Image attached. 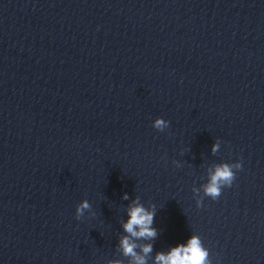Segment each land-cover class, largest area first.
Segmentation results:
<instances>
[{
	"label": "clouds",
	"instance_id": "1",
	"mask_svg": "<svg viewBox=\"0 0 264 264\" xmlns=\"http://www.w3.org/2000/svg\"><path fill=\"white\" fill-rule=\"evenodd\" d=\"M167 125V121L157 118L153 126L158 130H163ZM217 148L218 145L214 144L213 151ZM233 167L242 169L241 163L234 166L228 164L217 166L210 175L209 183L204 187L205 194L216 199L221 195L223 185L231 186L235 179ZM124 198L127 199L126 194ZM89 207V203L86 200L83 201L76 209L77 218L83 215L84 210ZM154 215V210H148L139 203H135L128 209V219L123 224V228L129 235L121 238L120 247L125 256L132 257L133 264H146V256L152 251L151 244H145L141 248L143 254H138L136 252L138 245L132 238L146 240L155 238L157 233L152 227ZM208 257L209 253L202 246L200 239L192 236L187 244H179L167 253H157L155 264H210ZM113 264H120V262L115 261Z\"/></svg>",
	"mask_w": 264,
	"mask_h": 264
}]
</instances>
